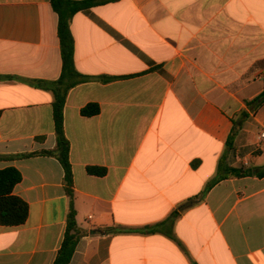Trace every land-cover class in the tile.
Instances as JSON below:
<instances>
[{
  "label": "crops",
  "instance_id": "0c3cea01",
  "mask_svg": "<svg viewBox=\"0 0 264 264\" xmlns=\"http://www.w3.org/2000/svg\"><path fill=\"white\" fill-rule=\"evenodd\" d=\"M57 29L51 0H0V170L21 173L13 193L29 206L23 225H0V264H53L66 231L62 164L28 155L57 146L53 94L32 83L61 75ZM71 30L87 80L64 107L85 231L69 264H264V177L224 179L198 198L222 156L264 168V105H246L264 90V0H118L77 13ZM90 103L100 113L83 116ZM176 210L183 248L163 233L102 232Z\"/></svg>",
  "mask_w": 264,
  "mask_h": 264
},
{
  "label": "trees",
  "instance_id": "16d2710c",
  "mask_svg": "<svg viewBox=\"0 0 264 264\" xmlns=\"http://www.w3.org/2000/svg\"><path fill=\"white\" fill-rule=\"evenodd\" d=\"M115 1L118 0H51L52 9L58 16L57 32L60 41L62 72L59 79L55 81L36 80L32 83L39 89L50 91L53 94L54 100L52 107L57 146L52 152H40L28 155H54L58 158L64 169V187L66 195L69 198V212L64 238L53 264H69L76 252V248L81 238L85 235V231L78 226L76 219L77 211L74 202V174L70 161V142L66 137L64 129V107L67 95L71 89L86 82L87 80L85 76L77 71L75 66V43L71 30V21L79 12L88 11L93 7ZM246 105L253 114H256L264 105V90L259 96L246 102ZM99 113L100 106L94 103L86 105L81 110V114L86 117H93ZM248 117V112L244 111L242 112L241 120L233 122L234 127L227 141V148L229 150L232 149L234 140ZM196 165L197 162L193 164L194 167ZM87 171L89 174L95 176L102 177L106 175V169L104 168L89 167ZM246 176L264 177V168L258 169L256 172L253 168H232L227 164L225 156H222L219 161L218 173L216 177L207 185L206 189L198 198L203 199L212 187L224 179L231 177L242 178ZM21 180L22 175L15 168L11 167L0 170V225L2 226H20L28 219V204L13 193L14 188L21 182ZM179 216L180 212L176 210L165 221L153 226H146L140 229L112 227L106 228L102 232L111 234L129 232L141 234L163 233L183 248L182 243L176 238L173 232V226ZM95 232L96 231H92L91 233Z\"/></svg>",
  "mask_w": 264,
  "mask_h": 264
},
{
  "label": "built area",
  "instance_id": "2783aa9c",
  "mask_svg": "<svg viewBox=\"0 0 264 264\" xmlns=\"http://www.w3.org/2000/svg\"><path fill=\"white\" fill-rule=\"evenodd\" d=\"M258 150L264 151V130L260 133L258 143H257Z\"/></svg>",
  "mask_w": 264,
  "mask_h": 264
},
{
  "label": "water",
  "instance_id": "95a60500",
  "mask_svg": "<svg viewBox=\"0 0 264 264\" xmlns=\"http://www.w3.org/2000/svg\"><path fill=\"white\" fill-rule=\"evenodd\" d=\"M190 205H192V202H188L187 204H184V206H182V207L180 208V210H183L184 208H186V207H188V206H190Z\"/></svg>",
  "mask_w": 264,
  "mask_h": 264
}]
</instances>
